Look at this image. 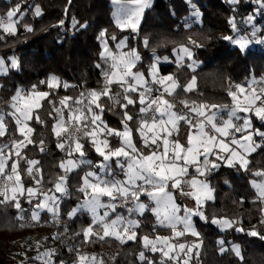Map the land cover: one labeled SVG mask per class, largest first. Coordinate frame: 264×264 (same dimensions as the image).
Wrapping results in <instances>:
<instances>
[{
  "label": "snow or ice",
  "instance_id": "1",
  "mask_svg": "<svg viewBox=\"0 0 264 264\" xmlns=\"http://www.w3.org/2000/svg\"><path fill=\"white\" fill-rule=\"evenodd\" d=\"M111 2L115 5V26L121 31L138 34L144 10L152 0ZM228 2L237 5L240 0ZM252 2L259 5L258 12L264 11V0ZM20 7L17 4L6 15L0 16V31L4 34L16 35L24 15L17 16ZM34 15H42L39 5L35 6ZM193 15L198 17L200 13L197 10ZM254 19L249 15L245 20L246 24L252 25L251 33L240 34L235 17H230L228 23L236 35H224L220 39L230 41L241 51L253 42L264 43V34L257 36L260 29L256 28ZM59 23L63 25L64 21ZM78 23L73 18V27ZM23 27L26 32L33 31L29 24H23ZM185 27L190 24L186 23ZM97 39L101 44L99 56L102 63L95 66L101 70L103 80L98 89L82 91L77 97H61L57 104L49 99L50 91L32 85L30 90H16L9 102L11 111H0V137L8 133L6 116L14 122L18 133V138L0 145V206L11 205L18 213L16 219L23 221L25 209L21 201L25 200L29 205L35 202L30 215L33 224H40V214L45 211L51 214L52 223L58 224L61 199L69 194L70 174L87 166L88 170L79 177L77 187L82 199L67 213L69 219L80 213L90 215V224L75 234L83 237V243L106 239L115 240L120 245L139 242L144 250L160 254L158 264H193L194 261L198 264L202 241L194 218L209 222L206 208L209 201L215 200V190L206 177L223 162L230 168L251 171L254 179L250 183L256 192L254 202L262 205L260 224L264 225V169L250 168L252 154L264 147L255 139L258 136L264 141V131L255 128L253 123L255 118L264 124V77L259 80L253 77L246 86L230 83L227 88L229 103L197 102L186 98L177 101L180 90L191 93L198 88L197 76L192 75L186 84L181 85L175 74H160L161 59L175 63L177 68L186 66L195 73L199 62L194 58V49L204 47L203 43L188 36L187 43H180L172 49L174 61L155 55L153 49V62L144 72L137 67L142 59L140 53L135 48H128V37L116 42L114 49L109 46V41H117L115 34L109 36L105 29ZM143 43L145 47L150 44L147 38ZM9 60L10 64L0 57V75H6L10 68H19L17 58L10 57ZM40 83L46 84L49 90L73 87L54 75ZM46 100L51 105L49 116L55 121L52 133L57 138L56 146L65 153V159L58 165L62 174L49 181L52 187L48 189L43 187L40 161L29 158L26 153L29 145L37 146L42 153L45 151L43 140L38 144L33 140L35 129L30 122L44 123L39 111ZM137 105L138 112L134 117L128 108ZM106 107L108 111L124 110L120 128L110 127L103 119ZM132 122H135V128L131 126ZM182 124L188 128L185 142L179 138ZM113 139L117 141L116 145L112 143ZM86 143L101 158L98 162L88 158ZM113 164L119 173L113 169ZM25 175L32 179V186L25 185ZM177 193L192 201V205L178 203ZM142 197H146L148 203ZM118 208L126 209L128 215L118 212ZM147 211H151L155 218L152 232L158 228L167 229L169 235L139 234L142 222L133 216L142 217ZM210 222L221 230L235 227L238 232L245 231L238 226L241 222L233 218L213 215ZM25 226L20 224V227ZM64 231H67L66 227ZM60 235L53 234L52 238L58 239ZM247 235L264 240V235L256 231L255 226L247 231ZM188 236L196 239H184ZM224 243L218 241L219 251H231L243 264L241 246L233 244L227 249ZM36 246L38 254L33 260L39 264H56V249L39 251V242ZM68 250L75 252L74 264H106L102 255L84 253L79 246ZM111 259L115 264L116 257ZM138 260L140 264H155L146 257L145 251L138 254Z\"/></svg>",
  "mask_w": 264,
  "mask_h": 264
},
{
  "label": "trees",
  "instance_id": "2",
  "mask_svg": "<svg viewBox=\"0 0 264 264\" xmlns=\"http://www.w3.org/2000/svg\"><path fill=\"white\" fill-rule=\"evenodd\" d=\"M17 4L21 6L17 16L19 17L21 13L24 15L22 23L17 26L16 35H7L0 31V36H4V39H0V57L6 60L15 57L20 65L18 69L0 77V111L4 113L11 111L9 102L16 90H30L32 85H37L39 90L50 91L49 99L57 104L61 97H77L80 91L98 89L103 80L101 70L95 66L97 63H102L99 56L101 44L97 37L105 29L109 36L115 34L117 37V41H109V46L113 49L116 42L128 37V48L137 49L141 55L142 59L137 67L143 71L147 70L146 65L153 62V49L155 55L161 58L172 57V49L180 43H187L188 36H193L203 43L204 47L194 49V58L199 62L195 73L186 66L177 68L174 63L159 67L161 75L175 74L181 85L186 84L192 75L197 76L198 88L191 93L180 90L177 100L186 98L197 102L229 103L227 88L230 83L246 86L253 77L257 80L264 77L263 47L257 46L241 51L230 41L220 39L224 35L235 36L228 23L230 17H235L237 24H244L247 17L252 15L255 17L253 23L260 29L258 37L264 34V11L258 12L259 5L252 0H240L237 5H231L228 0H155L153 6L145 12L138 34L130 30L121 31L115 26L113 19L115 5L111 0L0 1V16L6 15L7 11ZM36 5H39L42 11V15L38 17L34 15ZM197 10L200 13L198 17L193 15ZM73 18L79 22L76 27H73ZM61 20L64 21L63 25L59 23ZM186 23L190 24V27L186 28ZM23 24L31 25L33 31L26 32ZM145 38L150 42L148 47L144 46ZM53 75L73 87L49 90L46 84L40 83ZM43 104L39 114L44 123H37L35 120L30 123L35 129L33 140L37 144L43 140L45 151L42 153L37 146L29 145L26 153L29 158L40 161L44 177L43 187L48 189L52 187L49 181L62 174L58 165L65 159V153L57 148V138L52 133V125L55 121L49 116L51 105L47 100ZM123 111L120 108L108 111L106 107L103 119L110 127L120 128ZM128 111L135 117L138 105L129 106ZM5 120L8 122V133L0 137V145L9 144L13 138H18L14 122L7 116ZM253 121L256 128L264 131V124L255 118ZM131 126L135 128V122H132ZM187 131V126L182 124L179 137L181 142L186 141ZM255 139L258 143L264 144L260 137ZM137 142L139 144L138 138ZM112 143L116 145L117 141L113 139ZM86 151L88 158L94 163L101 159L87 143ZM250 160L252 170L264 169V147L253 153ZM113 169H116L115 164ZM87 170L85 166L82 170L70 174L69 194L61 199L58 224L50 223L51 215L44 213L40 224L31 228L20 227L23 222L16 219L18 213L11 205L0 208V236H3L0 241V264H18L16 257L8 249L9 243L22 240L32 231L42 228L41 224H45L43 230L47 232L48 244L53 245V249L57 250L56 264L60 261L64 264H74L76 259L61 236L58 239L52 238L53 234L62 233L64 227L68 228L72 240L81 248L101 251L100 255L103 256L106 264H113L111 259L113 256L116 257L115 264H140L138 254L141 251H145L146 257L158 264L160 254L144 250L139 242L129 241L120 245L115 240L106 239L103 242L85 244L82 236L75 235L91 222V217L86 213H80L71 219L67 215L82 199L77 187L79 177ZM252 179L254 177L251 171L245 172L224 165L207 176L208 182L215 190V200L207 204L206 215L209 217V222L197 220L202 241L198 264H241L231 251L224 253L219 251L220 240L225 242L223 246L227 249L233 244L241 246L243 264H264V240L259 236L247 235V231L252 230L253 226L256 231L264 235V225L260 224L262 205L254 202L256 192L250 183ZM24 182L26 186L33 185L32 179L27 175L24 176ZM34 203L29 205L25 200L21 201L26 217L31 214ZM213 215L238 220L241 222L238 226H242L245 231L238 232L235 227L222 231L210 222ZM139 220L142 222V227L138 230L141 236L146 233H151L153 236L170 234L167 229L160 228L155 233L152 232L155 218L149 212ZM184 239L193 241L196 238L188 236ZM28 262L31 260H26L24 264ZM193 264L197 262L194 261Z\"/></svg>",
  "mask_w": 264,
  "mask_h": 264
},
{
  "label": "rangeland",
  "instance_id": "3",
  "mask_svg": "<svg viewBox=\"0 0 264 264\" xmlns=\"http://www.w3.org/2000/svg\"><path fill=\"white\" fill-rule=\"evenodd\" d=\"M0 1L10 2L11 0H0ZM154 1L155 0H152L151 5L144 10L145 12H146V10L150 9L153 6ZM144 14H143V17H144ZM143 17L141 19V23H142ZM141 23H140V25H141ZM237 27L240 29V34H249L252 31V25L251 24H249V25L246 24V23H244V24H237ZM235 35H236V33H235ZM257 36H258V33H257ZM234 46L238 47L237 45H234ZM257 46H260V47H263L264 48V43H256V42H253L252 44H250L248 46L247 49H249V48H255ZM247 49H245L244 51H246ZM168 58H169L170 61H173L171 59V57H168ZM5 61H6V63H9L10 64V60L9 59H7V60L5 59ZM169 63H172V62H165L163 59H161V62L159 64V67L161 65H163V64H169ZM11 70H15V69L10 68L7 74H9V72ZM1 76H5V75H0V77ZM5 123L8 125V122L6 120H5ZM253 123H254V121H253ZM254 127L256 128L255 124H254ZM221 165L226 166L223 162H221ZM115 171L117 173H119V169L118 170L115 169ZM118 178H122V176L121 177H118ZM206 179H207V177H206ZM214 195H215V191H214ZM141 199L144 200L146 203H148L146 197H142ZM177 202L178 203H181V204H188L189 206H191L192 203H193L188 198L183 197V196H180L178 193H177ZM1 207L2 206H0V208ZM117 211L123 213L125 216L128 215L126 209H124V210L117 209ZM147 212H149L150 214H152L151 211H147ZM44 213H47V212L46 211L45 212H41L40 215L42 216V214H44ZM48 214H50V213H48ZM30 215L26 217V214L24 212L25 219L22 222L26 225L25 227H30L31 228V227H33V226H35L37 224H33V222L30 220ZM140 217L141 216H139V215H134L133 216V218H135V219H138ZM197 220H200V219L198 217L197 218H194V221H195V224H196V228L198 230ZM50 223H52V219L50 220ZM29 225H31V226H29ZM40 226L41 227L42 226L44 227L45 224H41ZM43 227L42 228H37L35 231H32V233L26 235L24 238H22V240L21 239L20 240H15V241H11L9 243L8 249L11 252V254H13L16 257V261H17L18 264H24L26 260H31V262H28L27 264H39L38 261L33 260V257H35L38 254V250H37V246H36L37 245V242H39V244L41 245L39 251H44L45 249H53L54 248L53 245H49L48 242H47V240L44 239L45 237H47V234H46L47 232L43 230L44 229ZM64 229H65V227H64ZM64 229H63V231H62V233H61L60 236L62 237L63 242L68 246V248H76L77 246L80 247L79 244L75 243L74 240H72L68 228H67V231L66 232L64 231ZM222 231H225V230H222ZM2 239H3V236L1 235L0 236V241ZM80 249L84 253H97L99 255L101 254V251H99L97 249H94V248H92V249H83V248L80 247ZM73 253L75 255V252L74 251H73ZM26 257H27V259H26Z\"/></svg>",
  "mask_w": 264,
  "mask_h": 264
},
{
  "label": "crops",
  "instance_id": "4",
  "mask_svg": "<svg viewBox=\"0 0 264 264\" xmlns=\"http://www.w3.org/2000/svg\"><path fill=\"white\" fill-rule=\"evenodd\" d=\"M144 13H145V11H144ZM171 59L174 61V56L172 55V57H171ZM173 63V62H172ZM175 64V63H174ZM148 70V69H147ZM147 70H145L144 72H147ZM140 71H143V70H140ZM118 209H121V210H124L123 208H118ZM90 216V215H89ZM139 219V218H138Z\"/></svg>",
  "mask_w": 264,
  "mask_h": 264
},
{
  "label": "built area",
  "instance_id": "5",
  "mask_svg": "<svg viewBox=\"0 0 264 264\" xmlns=\"http://www.w3.org/2000/svg\"><path fill=\"white\" fill-rule=\"evenodd\" d=\"M149 65H146L145 68L148 69ZM81 93V91L79 92V94ZM79 96V95H78ZM178 101V100H177ZM179 107V105H178Z\"/></svg>",
  "mask_w": 264,
  "mask_h": 264
}]
</instances>
